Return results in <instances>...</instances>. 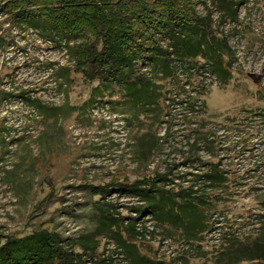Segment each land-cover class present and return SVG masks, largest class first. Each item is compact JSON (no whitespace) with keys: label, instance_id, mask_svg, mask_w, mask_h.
Here are the masks:
<instances>
[{"label":"rangeland","instance_id":"374dc122","mask_svg":"<svg viewBox=\"0 0 264 264\" xmlns=\"http://www.w3.org/2000/svg\"><path fill=\"white\" fill-rule=\"evenodd\" d=\"M2 2L0 96L8 90L11 97L0 99V122L17 125L19 136H0V240L47 227L67 247L98 246L85 264H130L100 207L144 224L137 244L153 262L220 264L227 237H257L251 187L264 181V0H193L198 22L226 40L229 78L187 70L186 61L176 81L145 65L157 83L145 109L132 107L118 84L85 77L80 38L61 36L43 16L18 19L15 5ZM41 2L44 11L54 1ZM195 61L202 66L201 57ZM194 100L198 107L190 106ZM201 133L218 136L217 155L201 150L199 159L187 160L190 136ZM210 163L229 171V180L215 190L209 208L217 210L199 241L186 244L179 229L133 209L140 198L131 183L153 175L151 186L173 190L174 173L189 178Z\"/></svg>","mask_w":264,"mask_h":264},{"label":"trees","instance_id":"16d2710c","mask_svg":"<svg viewBox=\"0 0 264 264\" xmlns=\"http://www.w3.org/2000/svg\"><path fill=\"white\" fill-rule=\"evenodd\" d=\"M53 1L44 11L40 8L44 3L41 0H9V3L15 5L12 16L18 19L43 16L42 19L61 36L80 38V62L85 77L118 84L134 108H146L156 95L155 77L142 70L145 65H150L149 71L154 69L164 76L173 75L176 81L177 67L186 61L187 70L192 68L197 73L203 67V71H211L222 82L229 78L230 52L226 40L216 38L207 25L198 22L190 11L193 0ZM2 6L5 7L4 2L0 8ZM197 56L203 60L202 66L195 61ZM176 61L181 64L176 65ZM32 104L40 106L38 102ZM194 105L198 107L195 100L190 106ZM190 139L187 160L199 159L201 150L212 157L217 155L218 136L201 133ZM210 164L206 172L189 178L174 173L178 180L174 182L173 190L151 186L157 178L153 175L144 178L145 184L131 183L129 188L140 198V203L133 209L138 213H151L150 219L179 229V236L186 244L199 241L201 234L209 229L211 214L217 210L209 208L218 196L215 190L229 180V171L221 170L218 164ZM261 173L264 174V170ZM164 178L165 173L158 174V179ZM262 183L251 187L256 193L257 237L246 240L230 235L219 251L218 263L264 260V181ZM100 209L102 219L105 222L109 219L118 251L125 254L130 264H164L163 260L153 262L140 252L137 242H140L139 236L144 235L140 232V229L145 230L143 223L137 226V218L125 221L122 215L118 219L112 216L111 209ZM97 248L67 247L62 244L59 234L43 227L23 236H5L0 240V264H85L84 255L95 257ZM103 260L99 261L103 263Z\"/></svg>","mask_w":264,"mask_h":264},{"label":"built area","instance_id":"2783aa9c","mask_svg":"<svg viewBox=\"0 0 264 264\" xmlns=\"http://www.w3.org/2000/svg\"><path fill=\"white\" fill-rule=\"evenodd\" d=\"M10 97H11L10 92L8 90H6L5 94H3V96L0 99L2 101H6L7 98H10ZM101 108H103V107H101ZM29 110L32 111V113H34L36 111V108H35V106H33L32 103H30ZM108 117H109V114H108ZM30 126L31 125H28L27 126L28 129H29ZM17 130H19L17 128V125L16 126H13L12 124L11 125L6 124V121L0 122V136H19V134L17 133ZM29 131L31 132L32 129H29Z\"/></svg>","mask_w":264,"mask_h":264}]
</instances>
